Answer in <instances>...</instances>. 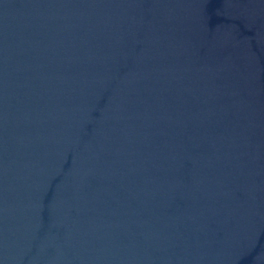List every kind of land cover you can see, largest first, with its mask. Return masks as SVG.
I'll return each mask as SVG.
<instances>
[{
  "label": "water",
  "instance_id": "1",
  "mask_svg": "<svg viewBox=\"0 0 264 264\" xmlns=\"http://www.w3.org/2000/svg\"><path fill=\"white\" fill-rule=\"evenodd\" d=\"M0 264H264V0H0Z\"/></svg>",
  "mask_w": 264,
  "mask_h": 264
}]
</instances>
